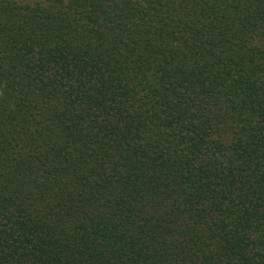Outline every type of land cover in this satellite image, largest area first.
<instances>
[{"label": "trees", "instance_id": "trees-1", "mask_svg": "<svg viewBox=\"0 0 264 264\" xmlns=\"http://www.w3.org/2000/svg\"><path fill=\"white\" fill-rule=\"evenodd\" d=\"M0 264H264V0H0Z\"/></svg>", "mask_w": 264, "mask_h": 264}]
</instances>
